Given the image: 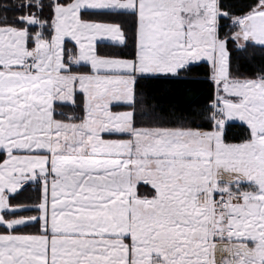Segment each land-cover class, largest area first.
<instances>
[{"label":"snow or ice","instance_id":"6c2138e0","mask_svg":"<svg viewBox=\"0 0 264 264\" xmlns=\"http://www.w3.org/2000/svg\"><path fill=\"white\" fill-rule=\"evenodd\" d=\"M0 264H264V0H0Z\"/></svg>","mask_w":264,"mask_h":264},{"label":"trees","instance_id":"16d2710c","mask_svg":"<svg viewBox=\"0 0 264 264\" xmlns=\"http://www.w3.org/2000/svg\"><path fill=\"white\" fill-rule=\"evenodd\" d=\"M230 2H239V0H230ZM247 2H252V0H247ZM69 48H72L73 45L69 44ZM190 75L198 76L199 79L195 81H191V94L197 98V101L200 105L207 104L209 102V98L213 92V84L210 80L207 79L208 75V66L207 64L200 63V65L196 68H193ZM181 81L168 82V87L172 88V94L175 95L176 89L175 85L181 84ZM165 93H160V95H164ZM233 126L231 129V134L234 136H239L243 129L240 127L239 122H232ZM29 193H24L22 196L17 198V201L20 203H29L30 201L27 199ZM28 214V213H21Z\"/></svg>","mask_w":264,"mask_h":264},{"label":"rangeland","instance_id":"374dc122","mask_svg":"<svg viewBox=\"0 0 264 264\" xmlns=\"http://www.w3.org/2000/svg\"><path fill=\"white\" fill-rule=\"evenodd\" d=\"M201 63H203V62H201ZM240 123V122H239ZM26 215V214H25Z\"/></svg>","mask_w":264,"mask_h":264}]
</instances>
